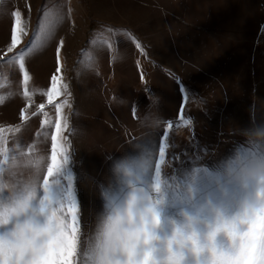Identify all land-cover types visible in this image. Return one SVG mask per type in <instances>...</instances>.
<instances>
[{"label": "rangeland", "instance_id": "obj_1", "mask_svg": "<svg viewBox=\"0 0 264 264\" xmlns=\"http://www.w3.org/2000/svg\"><path fill=\"white\" fill-rule=\"evenodd\" d=\"M10 1L18 0H0L2 23L7 24L3 17L9 16ZM25 15L34 45L25 58L27 86L15 59H0V182L17 188L39 176L42 185L56 123L67 124L61 143L69 164L61 182L71 184L78 201L75 264H91L101 193L121 197L127 191L129 177L111 171L120 158L132 176L144 158L149 164L158 158L165 198L162 236L170 232L168 220L184 207L179 197L190 182L195 199L228 203L229 214L253 194L254 185L242 186L228 173L247 155L244 130L264 123V0H31ZM78 60L100 78L91 88L80 86L79 96L78 86H72ZM53 75L61 94L49 103ZM143 95L158 101L153 110L141 103L144 116L137 113ZM126 96L135 99V116L120 127ZM155 179L148 174L146 182ZM217 242L224 245L226 237L219 235ZM184 264H202V258L186 253Z\"/></svg>", "mask_w": 264, "mask_h": 264}, {"label": "clouds", "instance_id": "obj_2", "mask_svg": "<svg viewBox=\"0 0 264 264\" xmlns=\"http://www.w3.org/2000/svg\"><path fill=\"white\" fill-rule=\"evenodd\" d=\"M247 155L238 158L235 169L228 175L242 186L254 185L255 190L236 204L237 211L229 214L228 203H214L195 199V185L190 182L180 201L184 205L179 216L170 218V232L162 236L160 206L164 203L159 176L146 182L150 164L144 158L139 166V176H129L124 158L113 162V174L129 177L127 191L118 201H104L92 234L89 250L91 264H184L185 254L201 260L202 264H216L217 257L229 255V249L239 244V253L230 256V264H261L264 262V123L244 130ZM39 166H37L38 168ZM195 175V172L193 173ZM42 185L29 179L23 186V195L15 200H5L0 209L5 213L15 210L21 217L16 226L21 233L39 239L42 248L55 244L65 221L63 207L54 205L40 195ZM16 193L8 183H0V190ZM8 216H0L6 224ZM249 233L253 238L244 240ZM226 237L224 245L217 237Z\"/></svg>", "mask_w": 264, "mask_h": 264}, {"label": "snow or ice", "instance_id": "obj_3", "mask_svg": "<svg viewBox=\"0 0 264 264\" xmlns=\"http://www.w3.org/2000/svg\"><path fill=\"white\" fill-rule=\"evenodd\" d=\"M13 18L14 23L11 33V46L7 49L5 57H0V59H15L20 70L23 72L24 84L27 86L30 77L25 67V58L34 51V45L29 42L26 46H22L17 50L18 46L22 44L21 38L25 34V28L19 11L13 12ZM42 31L46 39L49 34L47 26H45ZM9 53L12 55L8 56ZM59 59V49H57L58 65ZM60 71L61 69L58 66L56 72L59 73ZM60 94L57 88V76L53 75L51 89L47 92L49 103H52L54 96ZM24 95L29 96L27 90H25ZM65 103H67V101H65ZM41 108H43V105H41ZM56 109L57 112H60L61 105H56ZM66 127L67 124L62 125L59 121L56 123L57 135L51 137V163L47 166L46 174L42 177V194H40L46 195V199L52 204L63 207L61 215L64 217L65 223L60 230V235L56 239L55 244L44 249L42 248L43 242L41 240L33 239L29 233H21L17 230L16 226L20 223L21 217L14 209L10 210L8 213L0 209V216H8V222L6 224L0 223V264H75L74 258L78 255V233L80 231L77 215L78 201L73 196L71 184L65 187L61 182L62 177L67 174L66 166L69 164L67 149L64 147V144L61 143V141L66 139L62 133V128ZM171 127L172 125L169 124L168 128ZM58 156L60 157L59 160ZM164 158L165 149L161 147L159 151V160L163 161ZM160 166L161 164L159 162L155 165L156 176H160ZM129 176H132V174L129 173ZM137 176H139V173ZM39 180L40 177L37 176L36 182L38 184H40ZM130 183H132L131 180L126 181L127 186ZM23 186L17 187L16 193L14 194L9 191L6 192V189L0 190V205H2L5 200H15L22 196ZM105 195L112 201H118L120 198L116 193L109 191H106ZM66 204L68 205L67 210H65ZM253 235V233H249L244 243L251 240ZM238 253L239 244H236L233 248L229 249V255L218 256L216 264H230V256H234ZM261 264H264V262H261Z\"/></svg>", "mask_w": 264, "mask_h": 264}, {"label": "crops", "instance_id": "obj_4", "mask_svg": "<svg viewBox=\"0 0 264 264\" xmlns=\"http://www.w3.org/2000/svg\"><path fill=\"white\" fill-rule=\"evenodd\" d=\"M16 6L19 8L18 10H16ZM30 7H31V0H18L16 3L15 2H11V1L9 3H7V8H8L9 16L8 17L7 16H4L3 17L4 20L5 19L8 20L7 21V24H6V22H3V23L0 22V53L6 54L7 53V49L11 46V33H12V27H13V23H14L13 12L14 11H19L21 13V17H22V21H23V26H24L25 24H27L29 22V21H26V18H28V17H26L25 14H26L27 9L30 8ZM5 24L9 26V30H8L7 34H4L1 31L2 26H4ZM29 24H30V22H29ZM21 40H22V44L18 46V49L17 50H19L20 47L26 46L29 42H31V40H32V33L29 30L28 31H25V34L22 36ZM14 51H16V50H14ZM9 55H12V54L9 53ZM61 63L62 62L59 59V65ZM74 67H75L76 72H74V70H73V75H72L73 82H72V86L73 87H75V85L78 86V88H76V90H77V95L79 96V93H80V88L79 87L80 86H84L85 87V86L88 85L87 87H90L91 88L92 81H94V80L96 81L97 80L96 82L98 83V80H100V78H98L97 72H96V75H92V72H91V69L90 68L83 67V65L81 66V63H79V60L77 62H75ZM135 70H137L138 73H139V69H138L137 65L135 66ZM75 78L77 79V83H76V79ZM81 81H82V83H81ZM83 81H85V82H83ZM94 84H95V82H94ZM131 85H132V83H131ZM143 96L145 98H143L141 96L140 97V101H138V105H137V108L140 111L139 112L136 111L140 115L142 113V116H144V113H145L144 111L146 110V108H145L146 106L144 105L142 107V105H141V103H143V102H148V103L152 104V110L154 109L155 104H157V109H158V101L157 102H156V100L155 101H152V100H149V98H147L146 95H143ZM123 101H124L122 103L123 112H121L123 118H121V120L118 121V125L120 127H122L120 124H123L124 125V122H125V124H128L129 125V123L133 120V117L135 116L134 111L136 110L135 107H134V101H135V99L133 97L132 98H129L128 96H126V97H124ZM215 112L218 113V110L216 109ZM126 115H127V117H126ZM127 126H125V127H127ZM127 131H129V130H127ZM120 134H122V133H120ZM156 134H157V140L159 142L160 139L158 138L159 137L158 131L156 132ZM113 135L116 138L117 137L122 138V136H119V134L117 132H113ZM126 140H127V138H126ZM129 142L130 141L127 140V145H128ZM123 143H125V140H124ZM118 144L121 145V148L124 147V145L122 143H118ZM156 149H157L156 151L158 152V150H159V144H157ZM153 158H154V156L152 157V161H151V164H150L151 171L148 174H150V177H153L154 178L155 177V171H154L153 168L155 167L156 163H158L157 162L158 161L157 160L158 158H156L155 160H153Z\"/></svg>", "mask_w": 264, "mask_h": 264}]
</instances>
